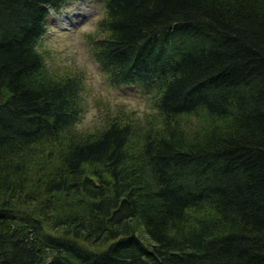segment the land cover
<instances>
[{
    "label": "trees",
    "instance_id": "trees-1",
    "mask_svg": "<svg viewBox=\"0 0 264 264\" xmlns=\"http://www.w3.org/2000/svg\"><path fill=\"white\" fill-rule=\"evenodd\" d=\"M75 1L0 0V264H264V0H100L90 53L155 111L96 131L41 50Z\"/></svg>",
    "mask_w": 264,
    "mask_h": 264
},
{
    "label": "rangeland",
    "instance_id": "rangeland-1",
    "mask_svg": "<svg viewBox=\"0 0 264 264\" xmlns=\"http://www.w3.org/2000/svg\"><path fill=\"white\" fill-rule=\"evenodd\" d=\"M104 12L100 0H77L59 12L52 10L48 33L41 42L52 69L82 73L86 112L77 127L84 131L104 126L119 111L118 105L126 107L123 115L133 110L136 113L132 115L140 120L155 111L152 94L131 84H111L107 73L94 61L88 36L97 29Z\"/></svg>",
    "mask_w": 264,
    "mask_h": 264
}]
</instances>
